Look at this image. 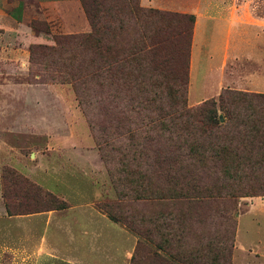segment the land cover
<instances>
[{
  "label": "rangeland",
  "instance_id": "obj_1",
  "mask_svg": "<svg viewBox=\"0 0 264 264\" xmlns=\"http://www.w3.org/2000/svg\"><path fill=\"white\" fill-rule=\"evenodd\" d=\"M55 1L0 0L3 210L54 206L27 184L63 201L15 167H82L95 206L125 230L117 264H264V194L245 188L264 185V153L243 150L240 141L254 140L229 133L231 118L260 105L218 100L224 91L264 97L252 85L264 83V0ZM17 2L26 7L18 24L9 19ZM221 6L227 39L216 44L206 14ZM200 17L210 41L197 44L198 59L220 51L214 72L226 82L192 103L189 56ZM216 80L210 73V86ZM8 230L12 239L0 219V264H36L28 244L5 249Z\"/></svg>",
  "mask_w": 264,
  "mask_h": 264
},
{
  "label": "crops",
  "instance_id": "obj_2",
  "mask_svg": "<svg viewBox=\"0 0 264 264\" xmlns=\"http://www.w3.org/2000/svg\"><path fill=\"white\" fill-rule=\"evenodd\" d=\"M41 1V4L45 5L54 6L56 4L55 0ZM59 1L72 7L69 5L72 0ZM140 2L142 5L148 4V0H140ZM25 10V4L17 2L9 19L18 24L22 17L21 13ZM225 10L226 8L221 6L220 9L219 7L212 8L206 14V20L214 22L210 37L212 42L216 44L223 43L225 40L223 21L229 20ZM237 18L235 25L239 27L241 19L240 17ZM201 20L202 17L197 19L193 28V43L189 56L188 79L189 93L193 94L194 99L192 103L216 96L219 90L217 84L226 82L225 78L214 72V66L222 59L220 51L217 50L213 60L209 58L198 59V53L201 50L197 44L210 41L208 35H203ZM72 25H74V29L84 27L82 22H74ZM26 34L37 41V38H33L30 32H26ZM210 73L216 74L217 77L212 86L208 82ZM252 85L256 91H264V83L255 82ZM15 168L21 173L25 171L23 174L29 180L60 197L67 204V207L61 210L34 212L28 215H7L3 206L0 205V219L4 220L8 229L12 230V239L10 231L7 232V238L12 240L9 243L11 245L5 249L18 252L22 249L23 243L28 244V250L36 264H48L52 260L59 264L63 262L68 264H95V260H106L108 264L111 262L117 264L119 234L123 239L125 230L120 229L118 224L111 222L95 206L93 201H95L96 192L93 181L86 173H82V167H25V165H21V167ZM93 169L95 167H91L90 171ZM122 251L126 253L124 248Z\"/></svg>",
  "mask_w": 264,
  "mask_h": 264
},
{
  "label": "trees",
  "instance_id": "obj_3",
  "mask_svg": "<svg viewBox=\"0 0 264 264\" xmlns=\"http://www.w3.org/2000/svg\"><path fill=\"white\" fill-rule=\"evenodd\" d=\"M131 11H139L137 9V6L135 4L131 5ZM90 18V17H89ZM91 27V36L98 34V31L96 28ZM88 39V38H87ZM219 103L225 104L228 103L229 105H233L235 100H238L242 103L247 102L248 106L251 105L252 102L259 104V109L255 112H251L250 114L244 116L243 119L241 120H236L235 118H231V128H229V133L232 136H238L242 138H248L251 140H254V143L249 142L246 139L247 146L245 144H242V141H240L241 147L243 150L245 148L248 149V152H251L254 150L255 154H263L264 153V112L262 110L264 109L261 107L264 105V97L260 95H250V96H245V95H239V94H234L229 91H224L222 92L219 97H218ZM213 104V102H212ZM228 114H233L232 112H228ZM235 134V135H234ZM242 157V156H241ZM236 168L232 169L234 171L233 174L229 175L227 177V180L230 182L234 181L236 179ZM240 171V169H239ZM251 176V173H250ZM245 178V177H244ZM24 183H26L24 181ZM27 184V183H26ZM30 190H33L35 193L41 194V196L44 199V202L54 204L53 207L51 208H42L40 210L34 211V212H43V211H49V210H61L65 208V203L63 201H58L56 198L51 196L48 193H41L38 188L34 187L33 185L27 184ZM245 188H249L250 190L253 188H256L260 190L262 194H264V185L262 184H256V187H251V186H246ZM254 190V189H253ZM252 191V190H251ZM250 191V192H251ZM254 192V191H252ZM5 211L7 215H14L15 213L10 212L8 209V205L4 203ZM33 213V212H32ZM18 214V213H17Z\"/></svg>",
  "mask_w": 264,
  "mask_h": 264
}]
</instances>
